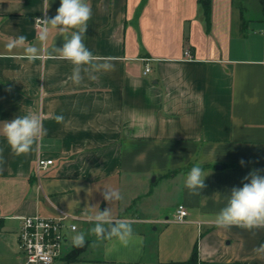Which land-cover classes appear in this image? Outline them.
<instances>
[{
  "label": "crops",
  "instance_id": "crops-1",
  "mask_svg": "<svg viewBox=\"0 0 264 264\" xmlns=\"http://www.w3.org/2000/svg\"><path fill=\"white\" fill-rule=\"evenodd\" d=\"M48 2L46 15L53 17L60 0ZM87 3L92 17L83 43L97 57H114V68L82 66L76 85L69 61L45 56L29 62L21 58L23 49L7 46L23 35L28 45L41 47L35 18L45 17V0H0V127L37 113L44 128L33 150L20 156L0 135V264H23L20 218L62 213L77 218L86 243L67 262L77 247L70 238L75 233L65 229L53 264H187L195 245L194 264H264V254L254 251L264 244V228L214 223L250 172L264 176L259 0H210L207 18L197 0ZM63 42L52 30L47 48ZM37 157L52 160L38 174ZM195 164L210 173L200 194L185 187ZM156 184L177 194L168 210L150 204ZM105 189L123 197L112 217L131 224L127 246L88 232L94 226L89 217L106 209ZM178 205L187 211L180 223L174 221ZM127 209L131 216L120 217ZM89 251L94 257L82 256Z\"/></svg>",
  "mask_w": 264,
  "mask_h": 264
},
{
  "label": "clouds",
  "instance_id": "clouds-1",
  "mask_svg": "<svg viewBox=\"0 0 264 264\" xmlns=\"http://www.w3.org/2000/svg\"><path fill=\"white\" fill-rule=\"evenodd\" d=\"M45 17L36 18L39 25L38 40L40 48L28 45L27 38L23 35L18 36L8 43V48L23 49L22 59L29 62L47 58L61 59L69 61L73 65L71 81L79 85L82 81L81 68L84 71L108 72L114 68V57H97L83 43V38L88 29V21L92 17V10L87 0H60V6L56 10V15L47 17L46 13L50 6L48 0H45ZM52 30L57 35L63 37L62 47L52 46L51 51L47 48V43ZM95 79V77H92ZM58 123L63 121V116L55 117ZM44 128L42 118L37 113H28L18 116L11 121H5L0 127V135H3L11 149L17 155L28 154L33 150L42 135ZM244 164V161H240ZM210 173H205L200 164L192 166L186 175L185 187L192 194H200L206 186L205 178ZM242 187L233 188L228 197L227 204L219 213L216 214L214 223L219 228H231L233 226L252 231L253 229L264 228V176L259 171L250 172ZM103 199L112 203L123 199L118 190L105 189L102 193ZM94 224L88 230L89 234H94L97 238H116L121 244L127 246L133 238V229L130 223L124 220H114L110 208L98 211L94 217H89ZM71 237L74 247H84L86 243V234L77 231L76 225H71ZM257 254H264V244L254 249ZM47 260V257H44Z\"/></svg>",
  "mask_w": 264,
  "mask_h": 264
},
{
  "label": "built area",
  "instance_id": "built-area-1",
  "mask_svg": "<svg viewBox=\"0 0 264 264\" xmlns=\"http://www.w3.org/2000/svg\"><path fill=\"white\" fill-rule=\"evenodd\" d=\"M43 18V17H36ZM35 18V25H39ZM40 30V29H39ZM188 56V51L184 52ZM149 71L145 63L144 74ZM52 164V160L36 158L35 173ZM187 215L186 209L178 205L175 209L174 221L183 222ZM76 217L68 214H60L55 217H42L40 215L20 218L17 240L18 247L23 255V264H53L61 255L65 243L64 230H71ZM72 221V222H71ZM47 257V260L44 257Z\"/></svg>",
  "mask_w": 264,
  "mask_h": 264
},
{
  "label": "rangeland",
  "instance_id": "rangeland-1",
  "mask_svg": "<svg viewBox=\"0 0 264 264\" xmlns=\"http://www.w3.org/2000/svg\"><path fill=\"white\" fill-rule=\"evenodd\" d=\"M257 1V0H256ZM252 5V4H251ZM161 184H156V188H155V194L152 197V201L150 202L151 205L157 206V207H164V210H168V208H170V206H174V204L176 203L177 200V194L174 191L168 192L161 189ZM126 196V194L124 195V197ZM133 196V195H132ZM116 202H112L109 204V202L105 201V206L106 208H110L111 210V214L113 216H116L115 214V209L113 208V205H115ZM133 212L132 209H127L125 210L123 213H120L119 216H131L130 214ZM163 215V213H162ZM160 215V216H162ZM71 238V237H70ZM96 253H94V251H89L87 253H83L82 256H87V257H94Z\"/></svg>",
  "mask_w": 264,
  "mask_h": 264
},
{
  "label": "trees",
  "instance_id": "trees-1",
  "mask_svg": "<svg viewBox=\"0 0 264 264\" xmlns=\"http://www.w3.org/2000/svg\"><path fill=\"white\" fill-rule=\"evenodd\" d=\"M198 3L201 5L203 11H204V15L207 18L208 17V13H209V9H210V0H197ZM259 3L261 4V7L263 9L264 12V0H259ZM80 248H74L72 249L66 256H65V260L67 262L69 261H73L76 259L77 254L79 252ZM197 260V246L195 245L193 247V250L191 252V256L187 262V264H194Z\"/></svg>",
  "mask_w": 264,
  "mask_h": 264
}]
</instances>
